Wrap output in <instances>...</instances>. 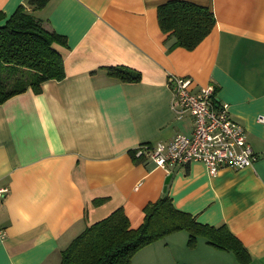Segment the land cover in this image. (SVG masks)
Wrapping results in <instances>:
<instances>
[{
    "label": "crops",
    "instance_id": "1",
    "mask_svg": "<svg viewBox=\"0 0 264 264\" xmlns=\"http://www.w3.org/2000/svg\"><path fill=\"white\" fill-rule=\"evenodd\" d=\"M167 1L49 0L33 11L65 36V45L55 44L65 77L0 104V188L9 190L0 201V264H60L78 234L120 206L138 227L169 175L176 208L226 225L248 264H264V0H185L209 7L216 19L192 50L169 49L157 16ZM25 2L0 0V10L9 15ZM121 65L140 71L141 80L108 74ZM171 75L190 77L195 89L215 87V99L245 127L254 165L211 176L202 162L168 171L136 161L140 145L193 130L191 115L172 108ZM100 197L106 200L94 204ZM182 232L142 248L130 264L145 250L156 252L159 264H242L203 239L189 248Z\"/></svg>",
    "mask_w": 264,
    "mask_h": 264
},
{
    "label": "trees",
    "instance_id": "2",
    "mask_svg": "<svg viewBox=\"0 0 264 264\" xmlns=\"http://www.w3.org/2000/svg\"><path fill=\"white\" fill-rule=\"evenodd\" d=\"M48 1L26 0L9 15L0 10V104L29 88L40 93L45 81L65 77L64 59L55 48V44H66L65 36L46 29L33 14ZM157 16L160 28L167 34L166 40H172L169 49H194L216 24L209 7L185 0L161 4ZM107 72L121 82H139L142 77L140 71L123 65L108 67ZM170 177L163 195L144 206L143 221L138 227H132L124 208L117 207L78 234L62 250L60 264H130L142 248L179 231L187 232L189 248L204 239L217 249L232 252L240 263L248 264L250 255L226 225L201 223L191 213L175 207L167 188ZM104 200L95 198L93 203L99 205Z\"/></svg>",
    "mask_w": 264,
    "mask_h": 264
},
{
    "label": "built area",
    "instance_id": "3",
    "mask_svg": "<svg viewBox=\"0 0 264 264\" xmlns=\"http://www.w3.org/2000/svg\"><path fill=\"white\" fill-rule=\"evenodd\" d=\"M192 84L190 77L171 75L168 78L172 108L179 117L184 113L191 115L192 132L178 133L169 142L142 144L135 156L147 158L156 167L168 171L172 166L202 162L211 176L223 168L254 165L258 155L247 140L245 127L230 116L229 104L215 99L213 85L195 89ZM258 120L264 122V116ZM8 192V188H0V201ZM0 236H4L1 228Z\"/></svg>",
    "mask_w": 264,
    "mask_h": 264
},
{
    "label": "rangeland",
    "instance_id": "4",
    "mask_svg": "<svg viewBox=\"0 0 264 264\" xmlns=\"http://www.w3.org/2000/svg\"><path fill=\"white\" fill-rule=\"evenodd\" d=\"M182 233L187 235V232H185V231H183ZM203 241H205V240L203 239ZM177 243H178L177 246H179L180 240ZM135 256H136V254H135ZM158 257H159V255H157L156 252H154V251L150 252L149 250H145L144 255L138 254V258H137L136 262H134V264H138V261H140V263H142V264H159ZM134 259H135V257H133L132 262L134 261Z\"/></svg>",
    "mask_w": 264,
    "mask_h": 264
}]
</instances>
